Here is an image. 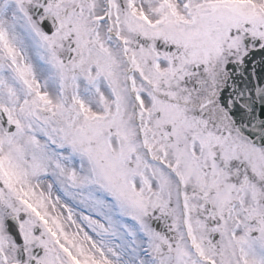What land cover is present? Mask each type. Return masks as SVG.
<instances>
[{"label":"snow or ice","instance_id":"snow-or-ice-1","mask_svg":"<svg viewBox=\"0 0 264 264\" xmlns=\"http://www.w3.org/2000/svg\"><path fill=\"white\" fill-rule=\"evenodd\" d=\"M0 264H264V0H0Z\"/></svg>","mask_w":264,"mask_h":264}]
</instances>
